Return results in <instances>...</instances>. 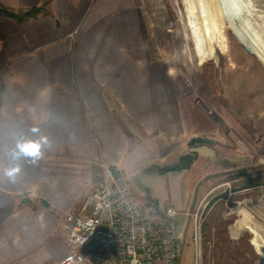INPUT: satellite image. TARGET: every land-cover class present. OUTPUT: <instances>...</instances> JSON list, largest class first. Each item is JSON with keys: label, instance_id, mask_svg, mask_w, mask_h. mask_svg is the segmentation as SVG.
Here are the masks:
<instances>
[{"label": "crops", "instance_id": "0c3cea01", "mask_svg": "<svg viewBox=\"0 0 264 264\" xmlns=\"http://www.w3.org/2000/svg\"><path fill=\"white\" fill-rule=\"evenodd\" d=\"M0 8L36 9L21 20L0 13V168L20 166L14 181L0 178V264H55L74 249L66 213L108 171L138 209L164 221L176 253L182 233L168 221L183 222L206 192L207 150L189 140L213 139L189 76L157 56L140 0H0ZM40 136L49 142L40 158L11 159L18 141ZM190 152L188 169L160 171ZM169 207L176 216L164 215Z\"/></svg>", "mask_w": 264, "mask_h": 264}, {"label": "rangeland", "instance_id": "374dc122", "mask_svg": "<svg viewBox=\"0 0 264 264\" xmlns=\"http://www.w3.org/2000/svg\"><path fill=\"white\" fill-rule=\"evenodd\" d=\"M172 1L189 53L182 74L189 76L202 131L214 141L199 145L208 156L200 159L203 198L183 222L168 221L172 232L182 233L175 264H247L248 255H264V0H224L209 32L212 52L201 62L188 31L186 0ZM140 3L157 56L169 55L157 0Z\"/></svg>", "mask_w": 264, "mask_h": 264}, {"label": "built area", "instance_id": "2783aa9c", "mask_svg": "<svg viewBox=\"0 0 264 264\" xmlns=\"http://www.w3.org/2000/svg\"><path fill=\"white\" fill-rule=\"evenodd\" d=\"M108 179L110 171L66 213L63 228L74 249L55 264H174L176 237L164 221L138 209L128 192ZM165 214L173 217L176 211L169 207ZM192 235L197 243L198 224Z\"/></svg>", "mask_w": 264, "mask_h": 264}, {"label": "bare ground", "instance_id": "6f19581e", "mask_svg": "<svg viewBox=\"0 0 264 264\" xmlns=\"http://www.w3.org/2000/svg\"><path fill=\"white\" fill-rule=\"evenodd\" d=\"M210 0H186V12L188 14L187 26L189 35L198 50V60L203 61L207 54L212 52L209 32L218 24L216 18L223 12L226 5L224 0H216L213 7L209 8ZM212 2V0H211ZM175 1L157 0V6L161 15L164 37L167 50L172 60L173 71L179 75L184 70L183 66L189 62L186 35L175 8ZM264 255L254 253L246 258L247 264H254L255 260Z\"/></svg>", "mask_w": 264, "mask_h": 264}, {"label": "clouds", "instance_id": "9594fccd", "mask_svg": "<svg viewBox=\"0 0 264 264\" xmlns=\"http://www.w3.org/2000/svg\"><path fill=\"white\" fill-rule=\"evenodd\" d=\"M49 142L46 137L40 136L37 139H23L17 142L16 150L11 154L12 160H18L21 156L31 157L33 162L42 156V149L48 146ZM20 172L19 164H13L9 167L0 168V178H7L14 181Z\"/></svg>", "mask_w": 264, "mask_h": 264}, {"label": "trees", "instance_id": "16d2710c", "mask_svg": "<svg viewBox=\"0 0 264 264\" xmlns=\"http://www.w3.org/2000/svg\"><path fill=\"white\" fill-rule=\"evenodd\" d=\"M35 11H36V9H32V10H28L26 12H23V14H21V15H16L9 10H6L4 8H0V13L8 15V16H14L18 20H21L22 18L29 16V15H34ZM195 159H196V153L195 152L183 154L182 156H180L178 158L177 162L161 167L160 171L161 172L174 171V170L180 171V170L188 169L192 165V163L194 162Z\"/></svg>", "mask_w": 264, "mask_h": 264}, {"label": "water", "instance_id": "95a60500", "mask_svg": "<svg viewBox=\"0 0 264 264\" xmlns=\"http://www.w3.org/2000/svg\"><path fill=\"white\" fill-rule=\"evenodd\" d=\"M197 143L212 144L213 140L208 139V138H203V137H200V136H195V137H191L190 138V140H189V144L190 145H194V144H197Z\"/></svg>", "mask_w": 264, "mask_h": 264}, {"label": "snow or ice", "instance_id": "6c2138e0", "mask_svg": "<svg viewBox=\"0 0 264 264\" xmlns=\"http://www.w3.org/2000/svg\"><path fill=\"white\" fill-rule=\"evenodd\" d=\"M239 12H240V9H239V8H236V9H235V14H237V15H238V14H239Z\"/></svg>", "mask_w": 264, "mask_h": 264}]
</instances>
